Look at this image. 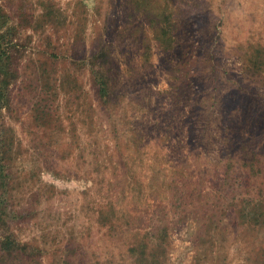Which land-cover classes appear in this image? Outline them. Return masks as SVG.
<instances>
[{"label":"rangeland","instance_id":"obj_1","mask_svg":"<svg viewBox=\"0 0 264 264\" xmlns=\"http://www.w3.org/2000/svg\"><path fill=\"white\" fill-rule=\"evenodd\" d=\"M155 1L175 39H158L163 18L150 26L131 0H0L18 44L0 112L11 146L7 233L40 252L1 264H146V253L147 264H264L262 227L233 208L207 211L222 175L225 96L210 107L213 83L228 93L247 52L254 66L263 60L251 51H264V0ZM102 41L109 105L89 70L74 67L75 52ZM202 99L209 110L189 120ZM198 198L199 214L184 210Z\"/></svg>","mask_w":264,"mask_h":264},{"label":"trees","instance_id":"obj_2","mask_svg":"<svg viewBox=\"0 0 264 264\" xmlns=\"http://www.w3.org/2000/svg\"><path fill=\"white\" fill-rule=\"evenodd\" d=\"M155 0H131L135 6L145 7L144 16L147 23L155 27L156 20L160 16L163 23L156 33L158 39H175L178 33L172 34L175 24L164 4L157 6ZM164 3V2H163ZM6 13L0 7V112L10 105V81L16 76L15 65L13 68L15 49L18 44L16 40L15 27L8 26ZM157 25V24H156ZM6 27V28H5ZM141 24L136 25L140 30ZM156 30V29H154ZM147 38V35H145ZM148 39V38H147ZM254 45H250V48ZM106 42L102 41L92 53L79 56L77 52L74 55V67H85L90 72V78L93 88L96 91L98 100L105 105L113 99L112 92V68L110 64L109 50L106 48ZM261 45L253 47L251 54L264 52ZM149 47L145 51H149ZM14 51V53H13ZM263 60L255 62V67L247 52L243 63L244 71L241 77L233 79L231 83H224L231 89L228 93L220 91V84L213 83V103L215 106L219 95L225 96L220 100L223 107L222 113V146L221 154V183L216 189L214 203H207L208 215H216L219 206H224L226 211L233 208L239 213V217L247 223L249 229H256L257 232L264 229V97L260 96L258 88L264 87V56ZM260 62V63H259ZM216 69H214V73ZM244 79V80H242ZM230 94V95H228ZM207 101L198 100L191 105L188 119L191 120L200 114L209 110ZM6 133L1 125L0 113V230L4 232L0 235V264L9 262L14 257L33 258L38 256V247L17 239L13 234L7 233L9 230L10 213L8 209L9 202V149ZM188 196V195H187ZM199 199L184 205L185 211L199 214ZM201 204V203H200ZM215 206V209H211ZM104 218L103 213L99 215V220ZM108 215L105 216L107 220ZM215 226L219 219L212 220ZM262 227V229H261ZM7 234H4V233ZM212 236V232L208 233ZM160 237L163 238L162 235ZM160 239V238H159ZM154 253V252H153ZM155 255V254H154ZM145 254L142 261L147 264L149 258Z\"/></svg>","mask_w":264,"mask_h":264}]
</instances>
